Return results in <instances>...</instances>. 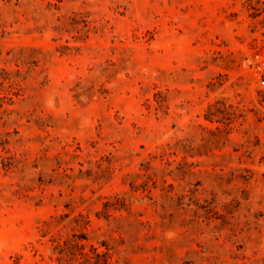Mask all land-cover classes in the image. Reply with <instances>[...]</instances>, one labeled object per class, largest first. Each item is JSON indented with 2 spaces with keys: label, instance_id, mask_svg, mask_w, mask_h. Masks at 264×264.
Masks as SVG:
<instances>
[{
  "label": "rangeland",
  "instance_id": "rangeland-1",
  "mask_svg": "<svg viewBox=\"0 0 264 264\" xmlns=\"http://www.w3.org/2000/svg\"><path fill=\"white\" fill-rule=\"evenodd\" d=\"M264 0H0V264H264Z\"/></svg>",
  "mask_w": 264,
  "mask_h": 264
},
{
  "label": "built area",
  "instance_id": "built-area-1",
  "mask_svg": "<svg viewBox=\"0 0 264 264\" xmlns=\"http://www.w3.org/2000/svg\"><path fill=\"white\" fill-rule=\"evenodd\" d=\"M255 69L259 75V82L264 84V56L260 53H255L253 56Z\"/></svg>",
  "mask_w": 264,
  "mask_h": 264
}]
</instances>
